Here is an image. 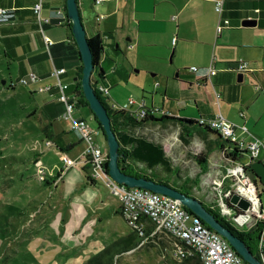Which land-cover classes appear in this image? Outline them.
Returning a JSON list of instances; mask_svg holds the SVG:
<instances>
[{
  "label": "crops",
  "instance_id": "1",
  "mask_svg": "<svg viewBox=\"0 0 264 264\" xmlns=\"http://www.w3.org/2000/svg\"><path fill=\"white\" fill-rule=\"evenodd\" d=\"M79 1L84 18L85 0ZM37 2L38 0H0V8L7 9V13L0 16L1 50L5 52L4 54L11 62L18 61L23 77H27L31 71L40 77V81L37 83H29L32 94L37 95L46 90L43 87H50L45 92H50L56 99L48 100L41 107L43 112H47V116L57 119L63 115L65 105L58 99L57 79L53 76V69L55 66L65 67L66 72L61 75V78L70 84V88H74L83 61L72 28L68 25L70 22L69 16H67L66 0H44L42 16L51 18V21L44 24L43 28L34 11V5ZM88 2L89 6H92L94 0H88ZM215 2L216 0L102 1L98 10L95 9V13L97 11L104 14V18L100 21L93 20L95 22L93 34L87 30L88 37L100 34L103 39L104 50L100 57V64L104 70L102 78L107 77L106 80L111 87V84H118L123 79L138 76V71H144L141 69L157 75L162 67L159 60L168 63L170 50H173L177 55H183L190 48L193 53L197 54L200 50L206 52L207 47L209 50L214 47L213 51L217 55L215 66L218 68V72L212 77L213 83L205 78L206 62L201 64L204 67L192 64L191 67L180 70L176 77V79L180 77L181 84L187 86H180V92H184V98L186 97L188 101L198 102L195 104L198 107V112L191 110L193 107L188 103L179 107L171 106L166 110H171L180 117L191 119H197L202 115L212 116L220 111L224 114L217 100L216 105L219 108L216 105V108L211 105L206 106L201 100L196 92L197 85L199 88L201 84L205 86L211 84L216 95L218 92L226 100L241 96L244 104L247 101H252L261 94L260 90L262 89H259V85L255 84V89L250 92L245 90L243 84L245 81L249 82L247 78L257 81V73L264 72V0H225L223 15L230 20L231 27L229 28H239L237 30H242V35L245 32L253 36L251 42H237L241 43L240 45L234 44V40L229 35H225L224 42H221L223 44L217 39L216 26L219 15L215 9ZM59 10H62L61 14L58 13ZM245 19H256L257 25L244 26ZM241 26L242 28H240ZM45 35L53 41V44L46 43ZM174 38L176 39L175 43L173 42ZM159 44H164L166 49L164 51H158V48L153 49ZM198 45H202L204 49ZM232 47H240L239 61H246L251 68V70L242 72L244 78L239 83L236 82L240 73L237 71V62L239 61H235V57L228 56V51ZM193 66H197L198 70H192ZM97 67L100 68V66ZM138 68L139 70H137ZM183 78L188 80H182ZM12 83L13 81L10 86L15 87ZM170 94L172 91L165 89L163 104L167 95ZM261 96L263 97L262 94ZM79 97L84 101L81 95ZM152 103L155 105L153 96ZM248 104H246L247 110H242L245 112L243 116L239 110L238 116H240L237 117V120L234 117L229 116V118L235 119L233 121L237 123H245L249 128L248 124L254 111ZM41 107L37 106L36 112ZM163 107L165 108V104ZM186 110H190L191 113L185 112ZM80 114L89 120L98 135L102 134L101 140L98 137L97 142L108 153L106 137L90 107L85 104L80 105ZM49 124L54 134L52 140L56 143L55 148L64 151L73 158L79 157L84 151L86 143L72 130L71 125V129L68 130L61 124L56 125V122ZM144 125L147 124L136 125L133 130H127L138 134ZM48 150H53L51 152L56 155L53 163L48 162L47 177L49 178L46 179L50 182L49 186H52L51 197H54V206L51 202V208L47 212L50 216L48 215L47 219L44 218L42 223L47 226L48 222H51L53 214H58L60 219L53 221L52 224L60 231L58 236L62 237L64 242L72 244L65 246L62 250L73 249V247H77L78 243L83 246L98 245L99 249L96 248V250L101 252L106 247L125 238L126 236H122L112 242L111 234H106V232L110 233L109 231H113L112 234L117 236L121 233L119 218L123 214L119 197L110 191L105 180L94 177L91 169L81 163L64 168L62 155L57 149L48 148ZM34 154H36L35 161L39 163L41 159L43 160L42 156L47 153L46 150L44 152L35 149ZM12 177L15 178V176ZM32 177L37 178L38 173H24L20 176V180L26 186L28 179H33ZM152 229L147 226L146 230L150 232ZM72 234L76 235L77 240L71 238ZM139 244L142 245L139 242L131 250L139 247ZM151 249H157V247ZM121 255H116L115 259L117 260Z\"/></svg>",
  "mask_w": 264,
  "mask_h": 264
},
{
  "label": "rangeland",
  "instance_id": "2",
  "mask_svg": "<svg viewBox=\"0 0 264 264\" xmlns=\"http://www.w3.org/2000/svg\"><path fill=\"white\" fill-rule=\"evenodd\" d=\"M83 13L85 26L89 33L93 34L96 13L93 5L89 6L88 0H85L83 5ZM237 29L239 28H229L223 31L224 33L218 34L216 26L217 39L221 43L224 42L225 35H229L236 45L241 44L237 42H251L253 40L252 35L245 32L242 35V30ZM198 47L204 49L202 45H198ZM157 48L158 51L166 49L164 44L153 47V49ZM213 49L214 47L211 50L207 47L206 52L200 50L195 54L190 48L183 55H177L173 50H170L168 63L159 60L162 67H160L157 75L141 69L144 71H138V76L123 79L118 84H111V96L105 97V100L109 105L116 103L118 106H129L131 98L138 102L144 98L150 107L153 104V96L154 106L159 105L164 110L171 106L179 107L188 103L193 107L191 110L198 112V107L195 105L198 102L188 101L186 97L184 98V92H180V86L183 85L180 82L181 78L176 79V77L180 70L189 68L192 64L204 67L201 64L206 62L207 67L211 66L217 58ZM253 50L255 49L253 48ZM239 51L240 47H232L228 51V56L235 57L234 60L239 61ZM4 53L1 50L0 42V264H87L90 258L98 254L99 251L96 250V248L99 249L98 245L83 246L77 243V247L63 251L62 248L72 244L64 242V239L58 236L60 231L52 224L53 221L60 219L58 214H53L51 222H48L47 226L42 223L44 218H48L47 212L51 208V202L54 206V197H51L52 186L47 185L46 179L49 178L47 177V173H49L48 162L53 163L56 159V155L51 152L53 150H48V148H56L55 146L48 147L46 144L47 139L43 128L49 123L56 122V125L61 124L70 130L72 123L66 118L65 113L54 119L47 116L46 111L43 112L41 106L46 104L48 100L56 99V97L50 92H45L47 89L37 95L32 94L29 84L19 83L23 76L19 70L18 61L11 62ZM247 65L250 66L249 63ZM249 69L251 70L250 67ZM99 71L100 68L96 67L92 78L97 79L99 83L108 84L107 77L102 78ZM4 79L6 80L5 84H3ZM257 79L255 81L247 78L249 82L246 83L245 81L243 85L245 90L252 92L255 89V84H258L259 89H262L260 93L263 97L259 94L252 101H247L244 104L241 96H237L239 99L235 97L229 100L220 96L219 105L227 118L230 116L237 120V117L240 116L238 113L245 114L242 110L246 111V104L249 103L248 105H251V109L254 111L248 124L250 131L264 140V72L257 73ZM182 80L188 79L183 78ZM11 81L16 82L15 87L10 86ZM236 82L239 83L238 80ZM210 85L201 84L199 88L197 85L196 92L206 106L215 107L217 95ZM183 86L187 87L186 85ZM165 89L172 91V94L165 98L164 108L163 92ZM37 106L41 107L38 112H36ZM216 107L218 106L216 105ZM185 112L191 113L190 110ZM138 134L164 146L170 160L169 166L173 169L174 175H171L164 167L159 166L155 169L157 176L166 177L173 180V183L177 185L186 186L195 196L214 205L215 208L220 206L221 212V202L226 203L227 193L236 192L239 186L243 185L244 179L236 169V163L228 159L215 146V134L202 136L196 133L188 135L177 124L160 123L144 125ZM101 136L100 133L99 135L94 133L96 140L98 137L101 140ZM35 149L44 152L46 150L47 153L42 156L43 160L41 159L39 163L35 161ZM247 160L249 157L245 155L244 161ZM41 167L45 169V180L32 177L33 179H28L26 186L21 182V175L24 173L37 174L38 168ZM107 187L112 192L111 188ZM262 189L263 185H259L258 193L260 196L263 195L262 200L264 201ZM253 223L251 222L248 227H251ZM52 229L53 231H51ZM119 231L121 233L118 236L112 234L113 231L106 232V234H111L113 242L115 239L133 232V227L123 216L119 218ZM71 238L77 240L75 234H72ZM163 243H166L165 247L161 245ZM175 244L176 241L166 234L161 235L160 238L152 239L149 237L144 244H139V247L130 252L122 253L117 260L114 258L112 264H186L187 261L175 262L170 257V252ZM154 247L157 249H151Z\"/></svg>",
  "mask_w": 264,
  "mask_h": 264
},
{
  "label": "built area",
  "instance_id": "3",
  "mask_svg": "<svg viewBox=\"0 0 264 264\" xmlns=\"http://www.w3.org/2000/svg\"><path fill=\"white\" fill-rule=\"evenodd\" d=\"M102 1L104 0H94L93 7L98 10ZM43 2L44 0H38L34 5V11L42 28L45 23L51 21V18H44L42 16ZM224 5L225 0H216L215 2V9L219 15L218 34H221L226 28L231 27L229 18L223 15ZM6 12L7 9L0 8V14ZM58 13L61 14L62 10H59ZM104 16V14L96 11L95 19L96 21H100ZM45 40L48 45L53 44V41L47 35H45ZM175 41L176 39L174 38L173 42L175 43ZM213 62L211 66L206 68L205 72L206 80L211 83H213L212 77L218 72L215 61ZM192 70L197 71L198 67L193 66ZM247 70L250 69L245 61L241 60L237 63V71L246 72ZM65 72V67L57 66L54 67L52 72L57 79L58 99L65 105L64 113L66 118L72 123V130L86 143V147L77 158H73L56 148L62 155L64 168H69L79 163H89L92 175L103 178L112 192L118 195L121 201L122 213L132 227L144 233V229H147V223H151L153 229L148 232L146 238H160L161 235L166 234L176 241L170 252L175 262H182L189 256L197 255L204 264H250L243 259L224 236L211 229L199 217L193 218L191 212L180 199L150 189L130 187L127 184L115 181L107 173L106 162L108 153L104 151L102 145L95 139V130L89 120L80 114V97L71 91L70 84L61 78V75ZM38 81H40V77L31 71L27 77L21 78L19 83L27 85L30 82ZM95 81V85L103 97L109 98L111 96V87L106 83H99L97 79ZM12 85H16V82H13ZM43 89H50V87H43ZM219 98L220 93L217 92V103H219ZM111 107L115 110H128L137 119H143L151 110L144 100L138 102L134 98L130 99L129 106H118L116 103H113ZM153 108L158 112L159 106H153ZM243 115L241 113V116ZM197 119L203 126L211 127L224 138L235 142V147L239 150H245L249 157V160L245 162L237 161L235 163L236 169H238L241 177L244 179L243 186L248 190L253 189L251 190L252 197L246 196L241 189L242 184L233 194H239L246 198L250 202V206L247 209H243L238 204L231 202L234 207L241 209V212H237L236 208L229 207L222 201L221 209L223 214L232 219L240 227L249 226L251 222H264V202L258 193L259 189L257 185L254 183L250 173L247 172L248 167H252V162L259 160L264 163V140L252 134L247 124L237 123L227 118L221 111L212 116L202 115ZM46 144L48 147H56V144L51 141H46ZM140 165L142 166V164ZM38 175L41 180L45 179V169L43 167L38 168ZM229 196L232 198V192L227 193V197ZM179 240L183 241L187 248L181 245L178 242ZM144 242L145 240L141 244H144ZM263 247L264 230L260 240V248L262 249ZM262 262L264 264V257H262Z\"/></svg>",
  "mask_w": 264,
  "mask_h": 264
},
{
  "label": "trees",
  "instance_id": "4",
  "mask_svg": "<svg viewBox=\"0 0 264 264\" xmlns=\"http://www.w3.org/2000/svg\"><path fill=\"white\" fill-rule=\"evenodd\" d=\"M68 20L70 22L68 25L71 27L72 21L70 18H68ZM89 42L91 44V47L94 53V61L96 65L100 66L101 68L99 75L103 77L104 70L100 64V57L104 50L103 39L100 34H96L92 37H89ZM82 75H83V65L81 66V69L79 71V77H78V80L75 82L76 83L75 87L74 88L71 87L72 88L71 91L76 93L78 96L81 95L83 97L84 101L82 99H79V102L82 106L83 104H85L90 107V104L88 100L86 99L85 94L82 89V82H81ZM93 83H96L95 79H93ZM95 90L98 93V95L101 97V99L103 100L104 104L107 106V109L112 119V126L114 130L116 131L118 138L120 139L122 143L120 150L121 152H124L125 156L120 158V166L127 173H130L136 176H145L148 178L155 179L156 181H159V182L168 183L178 188L179 190L183 191L186 194L195 196L193 192H191L186 186L177 185L173 183V180L171 179H168L166 177L162 178L156 175L155 169H157V167L159 166L164 167L167 171L171 173V175H174L173 169H171V167L169 166L170 160L168 159L166 151L162 144L157 143L151 139L145 138L144 136H141L139 134L131 133L127 130V129L133 130L136 127V125L150 124V123L177 124L180 127H182L183 131L185 130L188 135L195 134L196 132H199V134L202 136L204 135L206 136L209 134H215L216 135L214 139L215 146L220 151H222L228 159H230L234 163L237 161L245 162L244 158H245V155H247V152L245 150H239L238 148L235 147L236 146L235 142H232L231 140L224 138L215 129L208 127V126H203L202 124L199 123L198 119L180 117L176 115L173 111L166 110V109L164 110L162 107H159L158 112H157L153 108L154 106L153 104L152 106L149 107L151 108V110L146 117H144L143 119H137L128 110H115L114 108H112L111 105H109L106 102L105 98L99 92L97 87H95ZM142 100L146 102L144 98ZM160 112H162V114H160ZM94 116L100 128L103 130L102 125L99 122L95 113H94ZM50 128H51L50 124L44 127L45 135L47 137L46 141H51L55 143L52 140V138H54V134L52 133ZM183 139L186 140V138H183ZM108 161H109V153L107 155V162H106L107 170H108ZM83 164L86 168L87 167L90 168L89 163H83ZM140 164H142V166ZM247 170H248L247 172L250 173L254 183L257 185L258 189H259V185H263L262 191H264V184L260 181V177L256 174L255 170L252 167H248ZM46 183L47 185L50 184L48 180H46ZM234 194L232 192V195ZM262 196L263 195H261V198ZM201 201L206 205V207L210 211H212L219 218V220L224 225L228 226L235 234L242 237L247 242V244L251 247V250L253 251V253L257 255L260 260H262V257H264V247L262 249L260 248V240L262 237V232L264 230L263 221H256V223L255 224L253 223L251 227H248V226L240 227L232 219H230L228 216H225L221 212L220 206L215 208L214 205L206 203L203 200ZM225 201L229 207L236 208L237 212H241V209L234 207V205H232L231 196L227 197ZM188 210L191 212L193 218H198V216L195 213H193L190 209ZM121 211H122V207H121ZM205 224L210 227V225L207 224L206 222ZM146 226L153 228V225L151 223H147ZM147 235H148L147 230L144 229V233H141L138 229L133 227L132 233L127 235L125 238L103 249L97 255L90 258L87 264H112V261L116 255L122 254L124 252L131 250L139 242H142L146 238ZM178 242L187 248V246H185V243L183 241L179 240ZM162 245H164L165 247L166 243H163ZM185 261H187L188 264H204L201 258L197 255L189 256L185 258V260L182 262H185Z\"/></svg>",
  "mask_w": 264,
  "mask_h": 264
},
{
  "label": "water",
  "instance_id": "5",
  "mask_svg": "<svg viewBox=\"0 0 264 264\" xmlns=\"http://www.w3.org/2000/svg\"><path fill=\"white\" fill-rule=\"evenodd\" d=\"M66 3L68 16L72 21V32L78 44L83 61V75L81 77L82 89L90 104V108L102 125L108 143L109 161L107 173L115 181L127 184L130 187L150 189L180 199L188 209L209 224L212 229L224 236L244 260L250 264H263L262 260L253 253L247 242L242 237L235 234L228 226L224 225L200 199L193 195L186 194L168 183L159 182L145 176H136L123 170L120 166V158L125 156L124 152L120 150L122 143L112 126V119L107 106L96 92V85L93 83L92 75L97 65L94 61V53L89 42L87 29L82 16L80 1L66 0ZM243 25L255 26L257 25V20L245 19ZM243 78L244 74L240 72L238 74V81H243ZM5 83L6 80L4 79L3 84ZM251 166L260 177V181L264 184V163L258 160L252 162ZM231 202L238 204L243 209H247L250 206V202L239 194H234L231 198Z\"/></svg>",
  "mask_w": 264,
  "mask_h": 264
},
{
  "label": "bare ground",
  "instance_id": "6",
  "mask_svg": "<svg viewBox=\"0 0 264 264\" xmlns=\"http://www.w3.org/2000/svg\"><path fill=\"white\" fill-rule=\"evenodd\" d=\"M241 189L243 190V192L246 194V196H248V197H252V193H251V190H253L252 188H251V190H248L245 186H241Z\"/></svg>",
  "mask_w": 264,
  "mask_h": 264
}]
</instances>
